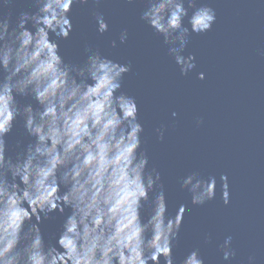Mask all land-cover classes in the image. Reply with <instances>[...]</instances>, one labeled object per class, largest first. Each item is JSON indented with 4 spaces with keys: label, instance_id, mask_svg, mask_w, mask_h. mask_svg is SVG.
I'll list each match as a JSON object with an SVG mask.
<instances>
[{
    "label": "clouds",
    "instance_id": "9594fccd",
    "mask_svg": "<svg viewBox=\"0 0 264 264\" xmlns=\"http://www.w3.org/2000/svg\"><path fill=\"white\" fill-rule=\"evenodd\" d=\"M102 2L34 0L36 11L20 12L14 25L10 12L0 14V72L5 74L0 79V264H161V258L163 264H177L173 248L186 205L168 215L161 173L149 170L137 99L120 91L131 63L114 61L88 44L83 65L65 63L58 42L50 39V33L69 38L74 4ZM146 2L140 19L163 38L180 74L188 75L196 68L195 55H183L188 38L210 31L216 10L206 2L198 6V0ZM13 3L0 0V10ZM92 15L97 33L107 32L104 14ZM128 37L122 29L120 43ZM17 96H31L39 107L21 106ZM18 117L33 140L13 158L6 156L5 137ZM156 132L163 140L165 129ZM219 180L220 198L228 205V177L221 174ZM180 187L191 193L193 205H204L216 198L217 178L193 172ZM145 204L152 210L146 222L141 218ZM66 209L56 243H46L40 224ZM232 239L227 236L219 246L224 261L236 256ZM254 261L248 257V264ZM179 264H205V259L193 248Z\"/></svg>",
    "mask_w": 264,
    "mask_h": 264
},
{
    "label": "water",
    "instance_id": "95a60500",
    "mask_svg": "<svg viewBox=\"0 0 264 264\" xmlns=\"http://www.w3.org/2000/svg\"><path fill=\"white\" fill-rule=\"evenodd\" d=\"M203 2L216 10L217 18L210 31L189 36L183 55L194 54L196 68L186 76L180 74L163 38L140 19L146 0L74 4L69 38L58 39L50 33V39L58 42L65 63L83 65L85 44L114 61L131 63L120 91L137 99L144 126L141 147L149 156V170L155 167L161 173L168 215L174 216L181 204L186 205L173 248L177 264L193 248L200 249L205 264H248L249 256L255 257L254 264H264V0H198V6ZM23 11L35 12L34 0H14L0 14L10 12L14 25ZM93 11L102 12L108 21L109 30L102 35L96 31ZM27 27L32 28L31 22ZM125 28L129 37L121 44L119 34ZM112 40L117 42L115 48ZM200 72L203 80L198 78ZM4 75L0 72V79ZM16 99L21 106L39 107L31 96ZM198 118L202 123H197ZM161 127L163 140L156 132ZM5 140L6 156L13 158L33 140L22 117ZM193 172L217 178L214 200L191 203V193L180 183ZM221 174L228 177V205L220 198ZM68 211L57 210L40 224L46 243H56ZM151 211L150 204L143 206V221ZM229 235L236 256L224 261L219 246ZM206 237H211L210 242L205 243Z\"/></svg>",
    "mask_w": 264,
    "mask_h": 264
}]
</instances>
